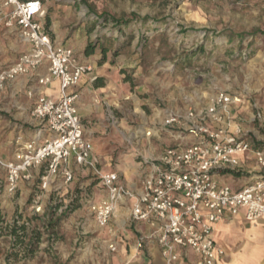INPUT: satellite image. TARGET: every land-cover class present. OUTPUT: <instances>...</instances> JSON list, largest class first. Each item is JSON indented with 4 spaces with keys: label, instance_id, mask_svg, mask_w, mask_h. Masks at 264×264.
<instances>
[{
    "label": "rangeland",
    "instance_id": "rangeland-1",
    "mask_svg": "<svg viewBox=\"0 0 264 264\" xmlns=\"http://www.w3.org/2000/svg\"><path fill=\"white\" fill-rule=\"evenodd\" d=\"M44 8L50 38L91 66L87 85L78 92L81 120L86 137L110 168L136 169L153 148L146 132L157 131L165 138L154 145L157 151L173 146L160 129L164 115L176 114L182 122L189 109L206 108L221 91L240 100L231 107L232 121L249 141L264 146V37L251 36L255 30L264 31V0H50ZM103 14L130 23L116 27L107 17L97 18ZM144 17L149 18L145 23ZM239 34L242 40L235 37ZM89 46L93 54L86 56ZM25 49L15 34L0 26V71ZM33 84L17 80L0 91L2 160L11 159L17 143L34 134V99L24 94ZM84 88L89 92H82ZM254 177L240 174L233 179L244 184ZM95 186L89 174L75 177L51 194L52 207L45 201L42 215L30 209L29 185L0 197V205L12 207L0 209V264L19 259L9 258L15 252L9 235L15 220L26 225L28 237L40 234L37 251L52 264H98V234L86 210L87 201L96 198ZM49 217L61 218L54 231L44 227ZM24 244L15 250L22 252Z\"/></svg>",
    "mask_w": 264,
    "mask_h": 264
},
{
    "label": "built area",
    "instance_id": "built-area-1",
    "mask_svg": "<svg viewBox=\"0 0 264 264\" xmlns=\"http://www.w3.org/2000/svg\"><path fill=\"white\" fill-rule=\"evenodd\" d=\"M47 1L0 0V26L26 47L0 71V91L19 78L32 79L25 94L34 99L31 117L38 122L34 135L17 143L11 160L0 159V194L10 197L20 184L29 185L30 209L42 215L45 201L52 207L51 194L72 184L76 172L86 171L105 194L86 205L97 227L105 228L114 213L133 200L132 222L151 229L140 236L138 249L155 243L164 264H217L222 250L214 240V224L240 211L246 221L264 216V146L249 141L232 121L231 107L240 100L221 91L206 108L189 109L182 122L178 115L167 114L163 126L179 127L182 143L144 163L140 192L135 194L120 183L118 172L104 171L92 157L78 113L79 94L71 91L91 66L50 38L44 27ZM53 82L58 83L57 98L44 96L41 90ZM245 155L258 169L255 179L238 190L221 183L223 176L242 174L240 157ZM109 249L115 250L113 245Z\"/></svg>",
    "mask_w": 264,
    "mask_h": 264
},
{
    "label": "crops",
    "instance_id": "crops-1",
    "mask_svg": "<svg viewBox=\"0 0 264 264\" xmlns=\"http://www.w3.org/2000/svg\"><path fill=\"white\" fill-rule=\"evenodd\" d=\"M89 75L90 73L83 76L79 84L71 91L78 93L84 85H87ZM18 81L22 83L24 82V84H26L27 82H34L32 79H29L27 77L19 78ZM21 86L25 87V85ZM27 88L28 87L24 88V94ZM82 92L88 93L89 90L87 88H84ZM41 93L49 98H57L58 83L53 82L49 86L43 88L41 90ZM78 113L81 119V117L83 116V108H79V104ZM165 117L166 116L164 115V117L160 120V129L163 132H166L168 139H172L169 140V142H173V146L182 143L180 138L181 130L179 127L171 129L165 128L163 126V120ZM37 129L38 122L36 121L35 131H37ZM174 130L178 131L177 135H171L170 132H173ZM150 133L151 137L147 138V144H152L153 148H151V151L145 157H142V160L138 164H136V169H133V166H126L121 170L110 168V166H107L97 155L93 147V143L89 140L92 144V157L97 161L98 166L104 171L118 172L120 183L135 194H138L140 192L139 182L142 169L145 167L144 163L158 159V157L166 148L173 147L167 146L163 151H157V147H155L154 145H158V141H163L165 138L161 139L157 131L154 132V134L152 133V131H150ZM183 143L185 142L183 141ZM240 159L243 169L242 175L247 176L250 174H254L256 177L259 174L258 169L256 168L252 158L249 155L241 156ZM137 170H139V172ZM137 172L139 173L138 177L135 176ZM84 173L88 175L86 171H80L76 172L75 177L81 176V174L84 175ZM255 177L253 179L251 178L244 184H237L233 179V176L228 175L223 176L220 181L223 184L231 186L234 190H238L254 180ZM20 188L21 184L19 186V189ZM94 189L96 190L97 194L96 198H94L93 201L98 202L104 198L105 194L97 187V185L94 187ZM4 196L6 197L5 194H0L1 198ZM132 203L133 200H129V202H127L124 206L120 207L111 217L108 225L105 228L97 227L94 223L93 218L88 214L90 219L92 220V223L94 224V229L98 234L97 242L100 246L102 254V256L100 257V262H98V264H164L160 254V249L155 243H147L143 246L142 249L137 248L136 245L140 236L147 235L148 233H150L151 229L144 223L132 222L130 216ZM2 207H6L7 209L12 208L11 205L6 202L1 203L0 209H2ZM213 235L215 243L222 250V253L217 260V264H264V216L258 220L246 221L243 217L242 211H240L235 216L226 215L220 221L214 224ZM109 245H113L115 250L111 251L109 249ZM18 255L19 259L17 260V263L13 264H52L47 259L46 255L42 254L41 251L35 252L34 258L28 260L25 259L23 251ZM42 258H44V260H42ZM192 259H194L193 255Z\"/></svg>",
    "mask_w": 264,
    "mask_h": 264
},
{
    "label": "trees",
    "instance_id": "trees-1",
    "mask_svg": "<svg viewBox=\"0 0 264 264\" xmlns=\"http://www.w3.org/2000/svg\"><path fill=\"white\" fill-rule=\"evenodd\" d=\"M26 1V0H25ZM41 1V0H40ZM103 17H107L108 19H110L113 24L116 26V27H120V26H127L129 23H130V20H127V19H124V18H113V17H109L107 15H101L100 17H97L98 19H101ZM149 20L148 17H144L141 19V22L145 23ZM44 27H45V30L48 32V29L50 27V19L49 17H45L44 19ZM244 35L242 34H239V35H236L235 37L236 38H239V40H242V37ZM252 37H255V36H263L264 37V31H259V30H255L252 34H251ZM107 50L106 49H102V57H103V60H104V56L106 54ZM93 54V49H91V46L87 47V49L85 50V55L86 56H90ZM234 176H238L240 175V173H234L233 174ZM55 209V208H54ZM67 210V209H66ZM55 213V210H52V212H50L49 214L51 216H53ZM62 217L65 216V212L61 214ZM61 218H56L55 221L53 220V218H50L48 219V222L47 224L45 225L44 223V227L47 229V230H51V231H54V229L56 228L57 224H58V221L60 220ZM18 221L19 220H15V222H13V225H10L9 226V235H10V241H11V244H12V248L13 250L15 251L14 253L10 254L9 255V258H12V257H16L18 254H19V249H17V251L15 250V248H18L20 246H22L24 244V241L25 239H27L26 237H28L27 235V230L28 228L26 227V225L24 223H22L21 225L18 224ZM3 220L0 218V224H2ZM40 241V234H33V235H29L28 237V244H24L25 246H23V253H24V257L25 259H32V257L34 256L35 252L37 251V244L39 243Z\"/></svg>",
    "mask_w": 264,
    "mask_h": 264
}]
</instances>
